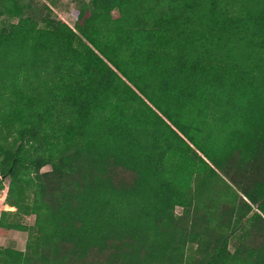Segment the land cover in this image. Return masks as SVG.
Instances as JSON below:
<instances>
[{
  "label": "trees",
  "instance_id": "obj_1",
  "mask_svg": "<svg viewBox=\"0 0 264 264\" xmlns=\"http://www.w3.org/2000/svg\"><path fill=\"white\" fill-rule=\"evenodd\" d=\"M24 10L0 0V238L29 239L0 264H264V0Z\"/></svg>",
  "mask_w": 264,
  "mask_h": 264
},
{
  "label": "rangeland",
  "instance_id": "obj_2",
  "mask_svg": "<svg viewBox=\"0 0 264 264\" xmlns=\"http://www.w3.org/2000/svg\"><path fill=\"white\" fill-rule=\"evenodd\" d=\"M21 7H24L25 10L23 14L32 18H39L41 15V11H43V6L47 4L53 11V16L57 17L60 20L65 21L70 27L74 28L76 25V12L80 9L81 5L84 2H88L89 0H17ZM116 12H113V16H117ZM2 21H5V24H0V26H9V23L15 24L18 22V18H9L3 17ZM8 23V24H7ZM47 170V169H44ZM2 178V177H0ZM3 180V190H0V216L3 211H13L14 208L6 205L5 200L8 193L9 188V177L2 178ZM177 213H181V209H177ZM16 221L20 223L32 226L35 223V216H21L17 218ZM29 239V234L27 232L12 230L6 238H0V248L2 249H15V250H25L27 241ZM229 250L234 252L235 246L234 243L231 242L229 246ZM1 261V259H0Z\"/></svg>",
  "mask_w": 264,
  "mask_h": 264
}]
</instances>
